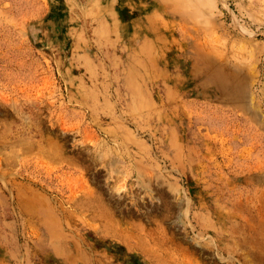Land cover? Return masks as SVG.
<instances>
[{
	"label": "rangeland",
	"instance_id": "obj_1",
	"mask_svg": "<svg viewBox=\"0 0 264 264\" xmlns=\"http://www.w3.org/2000/svg\"><path fill=\"white\" fill-rule=\"evenodd\" d=\"M122 2L0 0V264H264V0Z\"/></svg>",
	"mask_w": 264,
	"mask_h": 264
},
{
	"label": "crops",
	"instance_id": "obj_2",
	"mask_svg": "<svg viewBox=\"0 0 264 264\" xmlns=\"http://www.w3.org/2000/svg\"><path fill=\"white\" fill-rule=\"evenodd\" d=\"M122 1H125L126 3L128 2V0H122ZM122 1H118V0H115V5L114 6H112L113 7V9H115V10H118V9H121V8H119V3L120 4H123V2ZM130 2H131V4L132 3H134V0H130ZM112 4H113V1L111 2ZM140 6V5H139ZM122 8H124V9H127V7L125 6H123ZM136 17H138V19H140V21H139V25H140V27H139V29H136L135 31H134V33H137V32H142L143 34H145V33H148L149 31H150V26L152 25V23H150L149 22V17L150 16H153V14H150V13H147V14H143V13H141V14H139V15H135ZM135 17V18H136ZM155 27H158L156 24H155ZM158 30V29H157Z\"/></svg>",
	"mask_w": 264,
	"mask_h": 264
}]
</instances>
